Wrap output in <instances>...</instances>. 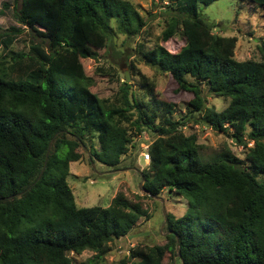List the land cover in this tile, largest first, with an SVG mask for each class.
I'll list each match as a JSON object with an SVG mask.
<instances>
[{
    "label": "trees",
    "instance_id": "obj_1",
    "mask_svg": "<svg viewBox=\"0 0 264 264\" xmlns=\"http://www.w3.org/2000/svg\"><path fill=\"white\" fill-rule=\"evenodd\" d=\"M212 1H168L159 39L180 35L184 43L176 51L158 41L139 49L191 95L179 119L171 114L176 103L159 97L132 63L136 93L120 81L111 99L99 97L84 81L80 57L92 54L89 42L136 35L145 25L130 0L21 1L17 21L43 37L47 51L34 44L27 61L15 54L0 65V264H96L110 241L149 216L140 198L163 189L185 197L186 210L166 213L163 244L136 243L115 264H264V38L260 59L235 58L236 36L213 32L200 16L199 6ZM239 1L264 8V0ZM202 86L228 98L225 106L206 104ZM189 119L233 136L245 156L226 150L203 158L196 134L180 129ZM143 130L154 135L139 171L145 193L78 206L69 162L86 149L91 160L114 166ZM85 249L94 255L75 263L70 252Z\"/></svg>",
    "mask_w": 264,
    "mask_h": 264
},
{
    "label": "rangeland",
    "instance_id": "obj_2",
    "mask_svg": "<svg viewBox=\"0 0 264 264\" xmlns=\"http://www.w3.org/2000/svg\"><path fill=\"white\" fill-rule=\"evenodd\" d=\"M21 1L0 0V65L9 64L12 61L11 56L15 54H21L20 60L27 61L29 56L36 55L32 49L34 44H38L47 51L46 40L17 21L15 12L20 7ZM130 1L145 19V25L136 35L129 36L116 32L105 43L89 42L86 49L92 54L80 57L84 73L89 78L84 81L99 97L111 99L120 81H124L126 72V82L131 83V90L136 93L139 78L137 72L130 68L132 63L155 83V90L159 97L176 103L171 114L174 119H179L180 116L187 114V101L191 95L177 89L171 75L146 63L139 52L141 46L143 49L150 48L157 41L170 51L178 50L184 43L180 35H174L165 41L159 39L160 32L166 23V3L171 0ZM199 13L213 25V32L236 36L235 58L260 59L258 45L261 38H264V8L248 1L213 0L208 5H200ZM7 36L11 40L5 45ZM66 79L70 82V79ZM202 92L205 95V103L213 105L216 109L223 108L227 103L228 98L209 93L205 86H202ZM180 129L184 133L196 134L203 158L218 156L226 150L241 158L245 156L246 146L240 144L228 133L214 129L205 123L189 119ZM145 137L150 141L154 135L149 130L134 134L131 144L114 166L91 160L86 149L82 151L81 159L70 161V171L66 181L71 187L76 204L106 206L117 192H122L130 199H135L136 194L143 195L145 192L141 189L142 180L139 171L147 163L140 159L138 142ZM251 144V140L247 142V145ZM95 146L98 147L96 140ZM140 199L149 216L141 217L126 235L110 241L111 249L96 264H115L118 259L126 257L130 248L136 243L163 244L166 234L163 206L165 213L171 212L175 216L181 215L187 207L185 197L167 189H163L157 196H142ZM94 253L90 249H85L78 254L70 252V255L75 263H80L91 258ZM167 260H169L168 252L163 261L167 262ZM175 262L178 263L177 259Z\"/></svg>",
    "mask_w": 264,
    "mask_h": 264
},
{
    "label": "built area",
    "instance_id": "obj_3",
    "mask_svg": "<svg viewBox=\"0 0 264 264\" xmlns=\"http://www.w3.org/2000/svg\"><path fill=\"white\" fill-rule=\"evenodd\" d=\"M151 140L149 141V139L147 137H145L143 140L138 142V152L140 154V159H142L144 162H148L150 159V155H149V144H150Z\"/></svg>",
    "mask_w": 264,
    "mask_h": 264
},
{
    "label": "water",
    "instance_id": "obj_4",
    "mask_svg": "<svg viewBox=\"0 0 264 264\" xmlns=\"http://www.w3.org/2000/svg\"><path fill=\"white\" fill-rule=\"evenodd\" d=\"M126 79H127V75H126V72H125V76H124V81H126ZM50 145H51V140H50V142H49V144H48V147H47V151H46V155H47V153H48V150H49V147H50ZM141 189L143 190V191H145L144 190V188L143 187H141ZM162 210H163V213H164V221H166V213L164 212L165 210H164V206H163V208H162ZM163 221V222H164ZM166 232V231H165ZM176 250H177V254H179V252H178V246H177V242H176Z\"/></svg>",
    "mask_w": 264,
    "mask_h": 264
},
{
    "label": "clouds",
    "instance_id": "obj_5",
    "mask_svg": "<svg viewBox=\"0 0 264 264\" xmlns=\"http://www.w3.org/2000/svg\"><path fill=\"white\" fill-rule=\"evenodd\" d=\"M148 163V162H147Z\"/></svg>",
    "mask_w": 264,
    "mask_h": 264
}]
</instances>
